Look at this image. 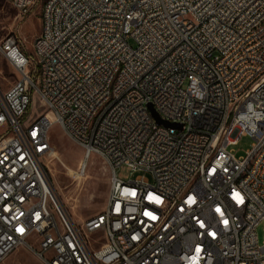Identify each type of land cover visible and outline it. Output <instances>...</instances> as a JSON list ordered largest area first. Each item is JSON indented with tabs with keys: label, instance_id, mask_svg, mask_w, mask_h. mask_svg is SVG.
<instances>
[{
	"label": "built area",
	"instance_id": "1",
	"mask_svg": "<svg viewBox=\"0 0 264 264\" xmlns=\"http://www.w3.org/2000/svg\"><path fill=\"white\" fill-rule=\"evenodd\" d=\"M32 50L0 39L19 74L0 91V262L35 233L47 264H264V0H45ZM54 124L79 175L92 154L109 167L104 208L79 223L50 186Z\"/></svg>",
	"mask_w": 264,
	"mask_h": 264
},
{
	"label": "rangeland",
	"instance_id": "2",
	"mask_svg": "<svg viewBox=\"0 0 264 264\" xmlns=\"http://www.w3.org/2000/svg\"><path fill=\"white\" fill-rule=\"evenodd\" d=\"M45 0H34V4L26 15H21L10 2L0 0V39L16 34L21 41L22 49L32 53L34 38L41 29V8ZM19 78V74L0 55V91H5ZM38 108L28 110V117L35 118ZM49 142L58 157L47 159L48 177L53 194L64 213L75 223L82 222L100 212L106 203L109 189V167L98 155L92 154L86 163L83 175L77 173L82 160V149L70 140L57 124L49 131ZM249 137L240 138L229 148L237 157L243 156L250 147ZM49 163V164H48ZM143 174L150 181L148 172L133 171L129 166L121 164L115 168V176L128 181ZM79 175V176H78ZM264 219L258 224L256 232L261 239ZM39 237L32 233L27 237L28 246H18L10 252L0 264H47L39 255Z\"/></svg>",
	"mask_w": 264,
	"mask_h": 264
},
{
	"label": "snow or ice",
	"instance_id": "3",
	"mask_svg": "<svg viewBox=\"0 0 264 264\" xmlns=\"http://www.w3.org/2000/svg\"><path fill=\"white\" fill-rule=\"evenodd\" d=\"M233 198L236 199V202H237V203H242V202H243V198H242V197L240 196V194L237 193V192H234V193H233ZM156 199H157V201H158V198H156ZM188 202H189V203H192V202H193V200H192L191 197H189ZM216 211H217V212H220L221 210H220L219 208H217ZM145 214H146V215H150V213H147V212H146ZM37 215H39V214H37ZM153 218H154V217H153ZM225 223H227V221H225ZM203 226H204V225L201 224V227H203ZM17 231H18V232H23L24 229H23L22 227H18V228H17ZM213 235H214V234H213ZM196 251L199 252V251H200V248L197 247ZM193 264H195V260L193 261Z\"/></svg>",
	"mask_w": 264,
	"mask_h": 264
},
{
	"label": "bare ground",
	"instance_id": "4",
	"mask_svg": "<svg viewBox=\"0 0 264 264\" xmlns=\"http://www.w3.org/2000/svg\"><path fill=\"white\" fill-rule=\"evenodd\" d=\"M154 138H162V131H154ZM52 156L53 158L58 157L57 152L54 149L52 150Z\"/></svg>",
	"mask_w": 264,
	"mask_h": 264
},
{
	"label": "water",
	"instance_id": "5",
	"mask_svg": "<svg viewBox=\"0 0 264 264\" xmlns=\"http://www.w3.org/2000/svg\"><path fill=\"white\" fill-rule=\"evenodd\" d=\"M150 110H151V112L153 113V115L155 116V118L157 119V121H158V122H162L161 120L158 119V117H157L156 113L153 111V109L150 108ZM163 123H164L165 125H173V124H171V123H167V122H163Z\"/></svg>",
	"mask_w": 264,
	"mask_h": 264
}]
</instances>
